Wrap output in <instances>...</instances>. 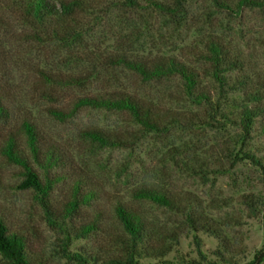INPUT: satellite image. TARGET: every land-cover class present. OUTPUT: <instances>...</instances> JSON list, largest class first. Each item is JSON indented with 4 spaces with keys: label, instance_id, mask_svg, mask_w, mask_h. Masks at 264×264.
Returning a JSON list of instances; mask_svg holds the SVG:
<instances>
[{
    "label": "rangeland",
    "instance_id": "rangeland-1",
    "mask_svg": "<svg viewBox=\"0 0 264 264\" xmlns=\"http://www.w3.org/2000/svg\"><path fill=\"white\" fill-rule=\"evenodd\" d=\"M154 1L175 3L90 0L83 40L71 45L35 39L15 12L0 8V100L6 109L0 118V222L25 238L36 264H77L73 253L128 240L116 214L119 204L135 210L154 240L168 248L162 257L139 250L137 264H254L264 251V170L253 160L264 163V114L246 134L240 122L243 90L220 86L203 56L210 37H218L243 61L251 82L264 87V0L240 9L237 0L230 9L214 0H186L171 14ZM87 51L174 56L196 69L206 96L190 97L179 75L144 80L121 66H99L86 58ZM111 92L135 94L180 122L147 132L127 111L75 105L78 98ZM25 121L61 148L96 192L68 218L63 216L71 178L54 183L46 197L53 210L48 213L41 193L23 186L25 168L4 155L10 133L28 152ZM91 129L121 142L96 140L86 133ZM33 167L45 182L46 171ZM60 171L50 169L49 175ZM140 187L166 192L183 208L134 197ZM190 215L208 222L221 238L191 224ZM88 222L97 230L78 238L77 228Z\"/></svg>",
    "mask_w": 264,
    "mask_h": 264
},
{
    "label": "trees",
    "instance_id": "trees-1",
    "mask_svg": "<svg viewBox=\"0 0 264 264\" xmlns=\"http://www.w3.org/2000/svg\"><path fill=\"white\" fill-rule=\"evenodd\" d=\"M185 1L175 0L173 5L154 1L152 5L171 14L176 12V8L182 7ZM214 1L219 7L227 9L232 8L234 4L231 0ZM135 3L136 0H128L130 5H135ZM254 3L257 1L237 0L235 5L240 9ZM90 6V0H59L58 3L52 0H0V8L15 12L19 21L29 30L32 37L44 42H56L64 45L80 43L83 40ZM203 56L220 86L230 90H243L240 122L244 132L248 134L252 130L255 118L264 114V106L260 104L264 100V87L251 82L250 77L243 71V61L239 56L231 53L218 37H210ZM86 58L97 62L99 66H121L144 80L179 75L184 80L185 90L190 97L205 98L206 96V93L199 88L200 80L196 69L174 56L143 57L124 54L104 56L87 51ZM234 71H237L238 75L233 78L225 75ZM75 105L76 107L91 106L127 111L133 120L147 132H164L180 122V118L173 113L128 92L85 96L78 98ZM54 113L56 115L63 114L58 110ZM5 116L6 109L0 100V118ZM22 126L27 136L28 152L20 147L17 136L10 133L4 146V155L9 161L25 168L26 179L23 186H31L41 193L42 202L48 213L53 210L47 204L46 197L54 183L71 178V199L64 206L63 216L68 218L78 211L80 204H86L94 199L97 196L96 192L89 188L87 178L79 175L80 171L74 166L72 159L61 148L47 142L32 122L25 121ZM262 130L264 132V124H262ZM86 133L106 144L121 142L117 136H110L99 130L91 129ZM253 160L264 170V163L259 158L253 157ZM33 165L46 171L45 182L39 177ZM53 168H59L61 171L57 175L51 176L49 171ZM134 197L149 199L172 209L183 208L177 198L153 187L138 188L134 192ZM116 214L129 235V239L119 238L110 246L99 244L89 250L73 253L72 256L77 264H89L90 261L99 262V264H137L135 258L140 255L139 250H142L144 254L157 257H162L168 252V248L164 247L162 242L154 240L150 226L135 210L119 204L116 207ZM189 221L221 238L219 231L201 217L194 218L193 215H190ZM96 230L95 223H84L77 228L76 236L78 238L85 237ZM120 250L122 253H118ZM0 254L2 255L0 264H36L28 253L25 238L15 232L7 231L2 222H0ZM263 257L264 251L262 250L255 256L254 264H258Z\"/></svg>",
    "mask_w": 264,
    "mask_h": 264
}]
</instances>
